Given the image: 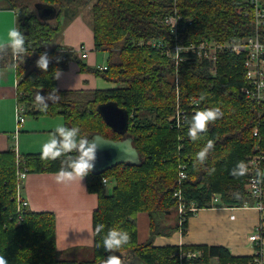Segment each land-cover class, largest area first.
Instances as JSON below:
<instances>
[{
	"label": "trees",
	"instance_id": "trees-1",
	"mask_svg": "<svg viewBox=\"0 0 264 264\" xmlns=\"http://www.w3.org/2000/svg\"><path fill=\"white\" fill-rule=\"evenodd\" d=\"M37 4L53 7L55 14L42 18ZM175 5L192 20L182 35L188 43L256 34L252 0H6L5 6L18 11L16 23L25 35L27 52L21 61L14 60L10 48L0 49V68L16 64L17 101L24 105V113L34 118L61 116L64 126H78L84 138L99 132L121 139L123 135L114 131L98 110L100 104L116 101L130 113L128 132L143 157L139 165L123 163L101 174L90 170L86 176L88 190L96 193L99 201L93 213L94 256L77 261L63 258L56 246L54 212L28 209L21 223L16 217L18 171L24 166L29 173L58 171L65 156L44 159L41 154L20 155L13 144L0 152V255L8 264H105L109 255L119 256L121 264H179L177 253L195 249L203 250L198 262L204 264H209V257H218L220 264L249 263L250 257H235L224 246L154 245L157 236H172L179 230L187 233L192 214L183 221L174 197L179 187V155L189 173L182 184L185 198L205 208L212 206L216 196L221 197L223 206L243 205L247 173L235 176L232 169L240 161L246 163L248 155L264 151V125L259 135H254L256 122L264 118V102L252 101L241 92L246 84L242 55L221 54L217 73L212 76L207 62L176 64L161 49L148 44L150 39L174 43L175 36L162 19ZM85 8L89 9L95 47L108 54L107 70L88 66L76 49L58 43L63 15L73 11L74 17ZM258 34L264 42V25ZM44 52L50 58L46 72L36 65ZM71 60L79 62L81 71L92 72L115 86L60 89L53 76ZM53 88L59 100L49 101L47 112L39 111L35 94L45 95ZM178 92L181 105L193 98L202 103V109L219 107L223 113L209 122L197 140L189 137L185 126L177 128L174 123ZM183 135L186 147L178 150ZM208 140H213L214 146L201 164L196 153ZM105 177L114 183L110 192L103 183ZM142 211L150 216V236L139 243L137 217ZM97 223L105 225L101 233L95 231ZM116 227L126 230L130 241L120 249L107 250L104 235Z\"/></svg>",
	"mask_w": 264,
	"mask_h": 264
},
{
	"label": "crops",
	"instance_id": "crops-1",
	"mask_svg": "<svg viewBox=\"0 0 264 264\" xmlns=\"http://www.w3.org/2000/svg\"><path fill=\"white\" fill-rule=\"evenodd\" d=\"M17 18V10L0 3V40L6 37L10 27H17ZM58 43L74 49L86 45L88 56L81 59L90 67L99 66L97 52L103 51L96 49L91 29L88 30L81 20H74ZM106 55L107 59L108 54ZM59 72L60 89H103L115 86L114 82L109 83L92 72L81 71L75 60H71L68 67ZM17 83L15 67L0 68V152L8 150L13 144L17 153L24 155L25 151L28 154L32 151L27 141H22V134L25 132L23 127H27L31 119L23 120L22 123L18 121L17 110L20 105L17 101ZM21 115L23 119L26 115L31 116L24 111ZM44 121L48 122L47 119ZM56 173L57 171L28 173L23 185V196L28 201L30 210L55 213L56 246L65 259H90L94 256L93 213L98 208V195L88 190L86 177L82 181L77 179L69 183H57ZM258 221L259 211L254 207H232L216 203L199 208L189 217L186 234L175 231L172 236H157L154 245L224 246L235 257H250L253 248L248 237ZM137 226L138 241L143 243L150 236L148 212L138 213Z\"/></svg>",
	"mask_w": 264,
	"mask_h": 264
},
{
	"label": "built area",
	"instance_id": "built-area-1",
	"mask_svg": "<svg viewBox=\"0 0 264 264\" xmlns=\"http://www.w3.org/2000/svg\"><path fill=\"white\" fill-rule=\"evenodd\" d=\"M255 15L256 34L250 37L229 40L206 39L201 42H186L182 35L188 30L192 23L191 19H186L175 5L174 11L162 19V23L170 28L175 36V41L172 45L163 41L149 40L148 44L153 48L161 49L169 58L181 63H200L207 62L208 70L212 76L217 73V64L221 54L231 53L234 55H242L245 67L246 84L241 87L243 95L257 103L264 102V42L260 40L258 30L264 25V1L252 0ZM143 42H141L142 44ZM81 58L85 59L88 56V50L85 45H80L77 49ZM101 70H107V63L98 66ZM177 106L175 112V125L177 128L185 126L188 130L190 126L189 119L201 108V102L198 99L189 98L187 105H181L180 94L178 92ZM24 111L23 106H18V121L23 122L21 113ZM264 125V118H260L254 126V135L258 136L260 126ZM186 138L180 136L178 150L185 149ZM181 152V151H180ZM19 158V157H18ZM246 164L248 166L247 179L245 182L246 201L241 206L234 207H254L259 211V221L252 229L248 241L251 243L253 252L250 255L248 264H264V180L259 183L256 178V170L264 169V151L258 150L247 157ZM187 163L181 161L179 155V171L178 184L174 190V197L179 201V215L184 221L186 216L192 215L198 211L199 207L196 202L188 201L183 193V182L189 177ZM18 186H17V210L16 217L19 223L22 222L28 208V201L23 196V179L26 177V172L18 171ZM108 178L103 179V183H109ZM233 207V206H232ZM234 217V215H232ZM181 223V222H180ZM181 231V230H179ZM182 232V231H181ZM179 264H204L198 262V259L204 256L201 249L180 251L177 253ZM215 259H218L216 257ZM219 260V259H218ZM235 264V263H229Z\"/></svg>",
	"mask_w": 264,
	"mask_h": 264
},
{
	"label": "clouds",
	"instance_id": "clouds-1",
	"mask_svg": "<svg viewBox=\"0 0 264 264\" xmlns=\"http://www.w3.org/2000/svg\"><path fill=\"white\" fill-rule=\"evenodd\" d=\"M11 49L14 60H24L27 49L25 47V35L18 27H10L6 37L0 40V49ZM50 58L47 52L41 53L36 61L37 67L47 71ZM12 67H16L13 63ZM61 73L55 72L53 78L59 79ZM57 89L53 88L47 94L42 95L40 92L35 94L34 100L36 107L41 112H47L49 101L55 103L59 100ZM223 115L219 107H210L203 110H197L192 116L188 135L192 140H197L199 134L205 131L209 122L217 120ZM214 146L213 140H208L207 144L196 153V160L203 164L208 153ZM100 148L99 139L84 138L81 136V129L78 126L67 127L57 125L49 138L41 146V157L44 159H56L65 156L62 160V167L57 171L55 180L57 183H69L77 179L83 180L90 170L96 165L98 149ZM75 152L74 157L66 154ZM248 172V166L244 161H240L232 169L235 176H243ZM256 178L259 183L264 180V169L257 168ZM105 225L97 223L95 226L96 233H101ZM130 241V235L126 230L121 228H112L104 235L103 245L107 250L120 249ZM0 264H8L3 255H0ZM105 264H121V259L116 255H109Z\"/></svg>",
	"mask_w": 264,
	"mask_h": 264
},
{
	"label": "water",
	"instance_id": "water-1",
	"mask_svg": "<svg viewBox=\"0 0 264 264\" xmlns=\"http://www.w3.org/2000/svg\"><path fill=\"white\" fill-rule=\"evenodd\" d=\"M42 18H49L55 14V9L48 5L37 4ZM98 110L105 122L116 132L123 135L121 139L105 137L99 132H94L88 138L99 139L100 148L96 165L91 171L101 174L104 171L123 164L139 165L143 161L138 148L134 145V138L128 132L130 113L119 106L116 101L110 100L98 106Z\"/></svg>",
	"mask_w": 264,
	"mask_h": 264
},
{
	"label": "rangeland",
	"instance_id": "rangeland-1",
	"mask_svg": "<svg viewBox=\"0 0 264 264\" xmlns=\"http://www.w3.org/2000/svg\"><path fill=\"white\" fill-rule=\"evenodd\" d=\"M0 3L5 4L6 0H0ZM74 17L73 15V11H68L67 13H65L63 15V17L61 18L62 20V31L58 37V39H62L63 38V34L66 32L67 28L69 27V25L76 19L81 20L82 22H84L89 30V28L92 31V27H91V17L89 15V9L85 8L83 10H81L80 12H75L74 13ZM93 33V32H92ZM56 42H54L55 44ZM86 47V45H85ZM88 48V47H87ZM90 50V49H89ZM107 53V52H106ZM106 53L103 52H97V59H98V64L99 65H103L107 63V59H106ZM76 63L79 66V62L76 61ZM110 83V81H107ZM31 119V120H29ZM44 119H47V123L44 121ZM25 121L29 120L31 121L27 127H23L25 128V132L22 134V141L23 143L27 141V144L31 147L30 151L32 154H41V146L44 142H46V140L49 138L50 134L52 133V128L54 130V128L57 125H64V121L60 116H49L47 118H39V119H35L32 118L31 116L27 115L24 118ZM34 127L38 128L35 129ZM26 153L23 154H28V151H25ZM69 156L74 157L76 154L74 152L72 153H68ZM19 171H23L26 172V177L29 173V169L28 167L24 166L22 167V169H20ZM26 177L23 179V182L25 181ZM18 178V177H17ZM114 186V183H108L107 185V191L110 192L112 190ZM233 193V191H232ZM215 199V200H214ZM213 199V204L219 203L221 204V197L220 196H216ZM217 200V201H216ZM215 201V203H214ZM63 258H65L64 256H62ZM86 260V259H84ZM209 264H220V261L218 259L209 257Z\"/></svg>",
	"mask_w": 264,
	"mask_h": 264
},
{
	"label": "bare ground",
	"instance_id": "bare-ground-1",
	"mask_svg": "<svg viewBox=\"0 0 264 264\" xmlns=\"http://www.w3.org/2000/svg\"><path fill=\"white\" fill-rule=\"evenodd\" d=\"M242 12V11H241ZM250 12V11H249ZM253 16V15H252ZM189 19V18H188ZM105 261V260H104Z\"/></svg>",
	"mask_w": 264,
	"mask_h": 264
}]
</instances>
